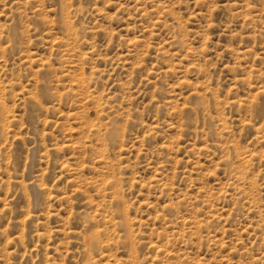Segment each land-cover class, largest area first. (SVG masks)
<instances>
[{"label": "rangeland", "instance_id": "1", "mask_svg": "<svg viewBox=\"0 0 264 264\" xmlns=\"http://www.w3.org/2000/svg\"><path fill=\"white\" fill-rule=\"evenodd\" d=\"M0 264H264V0H0Z\"/></svg>", "mask_w": 264, "mask_h": 264}]
</instances>
